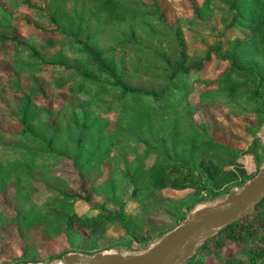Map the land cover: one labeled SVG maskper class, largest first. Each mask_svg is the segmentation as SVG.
Listing matches in <instances>:
<instances>
[{
    "label": "trees",
    "instance_id": "16d2710c",
    "mask_svg": "<svg viewBox=\"0 0 264 264\" xmlns=\"http://www.w3.org/2000/svg\"><path fill=\"white\" fill-rule=\"evenodd\" d=\"M190 1L186 22L217 12L223 24L211 26L215 38L201 57L187 53L181 26L167 23L158 0H0V68L9 65L0 72V196L12 184L14 202L10 213L0 210V245L13 226L20 248L0 264L94 254L116 223L146 249L194 205L225 197L258 172L256 139L241 152L194 115L204 103L264 115V0H221L224 9ZM21 22L33 32L24 36ZM125 52L141 59L130 71L143 83L129 79ZM114 149L128 164L119 166V155L107 160ZM89 186L117 209L95 205ZM129 188L139 205L131 215L121 198ZM167 190L189 191L178 198ZM59 237L63 249L41 256ZM184 264H264V199Z\"/></svg>",
    "mask_w": 264,
    "mask_h": 264
},
{
    "label": "rangeland",
    "instance_id": "374dc122",
    "mask_svg": "<svg viewBox=\"0 0 264 264\" xmlns=\"http://www.w3.org/2000/svg\"><path fill=\"white\" fill-rule=\"evenodd\" d=\"M147 1V0H145ZM161 10L164 11V17L167 23L172 25L173 27H176L177 24L181 26V30L183 33V37L185 38V44H186V50L189 55L194 56H203L205 52V47L210 44L212 39L215 38V33L213 29H211V26L213 28L220 29L222 28L223 24L220 22L219 14L215 12V14H212L210 18L202 20V19H193L191 22H186L185 19H190L192 16V3L190 0H158ZM202 0H193V4L197 7H200L202 4ZM213 6L216 9H224V6L221 3V0H213ZM185 18V19H184ZM195 20V21H194ZM20 26H22L23 29V35L27 36L30 33L33 32V29L30 26L25 25L23 22H21ZM167 47H163V51L167 53ZM115 56L119 58L122 56V54L116 52ZM2 57L0 56V59ZM69 62L72 63V58H68ZM124 61H125V69L127 71V75L129 79L133 83L140 84L143 83L145 79L140 78L137 75H132L130 71V67L134 64H141V59L135 54V53H127L125 52L124 55ZM9 68L8 63L4 64L2 68H0V72H6ZM146 85V84H145ZM147 85L155 87V84L147 83ZM146 85V86H147ZM195 95V94H194ZM194 95L191 96V100L194 101ZM112 98V95L111 97ZM109 98V99H110ZM104 100L102 102L103 104L100 106V108L95 109L93 106L88 105L87 107H90L91 109H95L97 112H101L102 108H104V105L108 103V100ZM59 101H53L51 102V107H56L58 105ZM195 119L198 122L205 121V122H211L212 124V130L211 133L220 141L229 144L232 148L236 150H247L252 147L254 140L256 139L257 142V152L259 155L264 154V115L256 117L255 114H246L242 116H234V115H228L226 112V108L223 105H220L218 103H209V104H198L196 111H195ZM115 117L112 116V120L114 121ZM3 128L7 129H16V126H11L9 122H3L2 123ZM119 155V157H122L123 160H117L116 163H118L119 166H122L124 164H128L130 161V157L128 155H125L124 152L120 149H114L111 152V155L108 157V161H111L113 159V156ZM243 160H245V164L247 167L252 168L254 166V160L252 156H244ZM264 165V160L262 161V164ZM58 169L60 170L61 167L59 166ZM62 173L68 178L69 182L72 184H76V177L73 173H71L67 168L62 169ZM106 175H103L105 177ZM99 180V179H98ZM233 188H239V187H233ZM89 189L93 192L92 193V202L95 205L102 206V209H108V210H114L117 209V205H113L110 202H106L105 196H102L100 194H97L96 191L92 189V187L89 186ZM189 190L187 191H175V190H167L166 195L167 196H173V197H182L187 195ZM39 195L43 198H48L49 194L45 192L44 190H39ZM6 199L2 196H0V210L4 211L5 213H10L12 207H13V198H12V184L9 185L6 190ZM125 206L123 207V213L124 214H132L135 211L139 209L138 203L135 201V199L131 195L130 188L127 189V193L121 197ZM223 197L217 198L216 200L222 199ZM212 201H206L203 203H197L193 207H198L201 205H205L207 203L215 202ZM83 206L82 204H78V208ZM4 241L0 245V261L3 259L12 258L13 256H16L20 254V248L18 239L16 237L15 227L10 226L8 227L4 232ZM156 241V240H155ZM151 244V243H150ZM64 246V242L62 237L57 238L56 240L49 242L45 246V249L42 251L41 256L49 255V254H57L59 253ZM98 247L101 249V251H118V252H126L133 254L135 252H140L144 250L145 248L142 246V244L131 240L127 233H125V230L121 227L119 223H116L114 225H111L107 228L106 234L103 238H101L98 241ZM230 250L233 249V246L231 245ZM59 260V259H54Z\"/></svg>",
    "mask_w": 264,
    "mask_h": 264
},
{
    "label": "water",
    "instance_id": "95a60500",
    "mask_svg": "<svg viewBox=\"0 0 264 264\" xmlns=\"http://www.w3.org/2000/svg\"><path fill=\"white\" fill-rule=\"evenodd\" d=\"M263 199L264 165L242 186L230 189L222 199L192 207L180 224L140 252L86 254L74 251L65 253L59 260L34 264H184L195 256L203 241L214 237L223 227L243 219Z\"/></svg>",
    "mask_w": 264,
    "mask_h": 264
}]
</instances>
